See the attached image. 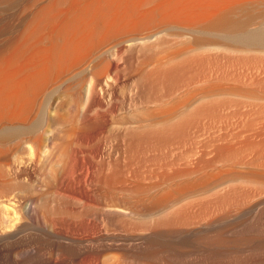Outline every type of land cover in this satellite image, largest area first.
Segmentation results:
<instances>
[{
    "label": "bare ground",
    "instance_id": "obj_1",
    "mask_svg": "<svg viewBox=\"0 0 264 264\" xmlns=\"http://www.w3.org/2000/svg\"><path fill=\"white\" fill-rule=\"evenodd\" d=\"M12 1L0 0V4ZM40 1L33 3L36 9L17 32L0 33L6 34L0 45V123L28 119L44 91L76 69H81L76 83L82 99L79 111L89 113L92 99L106 89L107 73L114 72L118 79L119 60L128 50L147 53L163 45H184L160 63L167 66L220 49L264 48V34L251 28L264 22V0ZM1 25L0 32L9 30L8 24ZM230 91L201 88L175 106L146 110L147 115L134 117L136 124L127 130L153 133L183 116L203 113L201 104ZM158 101L165 102L156 99L149 103ZM42 121L45 125L46 120ZM257 128L261 132L263 127ZM240 129L232 132L239 134ZM254 129L251 132L257 135ZM6 130L0 132V146L11 141L12 133ZM232 132L229 136L238 137ZM253 142L257 148L264 144V140L258 145ZM36 144L45 173L43 183L31 180L30 175L14 178L12 172L17 170L8 172L10 160L5 168L8 146L0 147V264H264V150L252 155L257 149H248L249 154L244 151L247 156L226 143L217 144L221 147L214 150L201 146L203 151L190 150L180 162L175 161L180 166L169 172L166 169L156 180L144 176L147 181L144 178L141 184L126 182L123 186L109 182L100 172L95 159L100 157L101 147L93 151L92 162H84L80 144ZM27 147L23 149L31 152ZM28 150L23 152L28 154ZM169 151H163L164 155ZM55 154L63 156L61 165L54 163ZM78 158L81 165L73 172ZM68 172H76V176L68 178ZM45 180L54 185L62 212L69 210L71 202L72 230L57 227L58 220L68 219L50 205ZM27 220L36 224L47 248L30 245Z\"/></svg>",
    "mask_w": 264,
    "mask_h": 264
},
{
    "label": "rangeland",
    "instance_id": "obj_2",
    "mask_svg": "<svg viewBox=\"0 0 264 264\" xmlns=\"http://www.w3.org/2000/svg\"><path fill=\"white\" fill-rule=\"evenodd\" d=\"M37 1L39 2V0ZM42 1H40V4L43 3ZM34 2L36 0H13L12 2L0 4V12L4 14H0V28H2L3 25L1 24L3 23L9 25V30L1 31L0 33L6 32L8 35L7 32H11L12 30L11 33L9 32V35H12L15 30L17 32L19 25L27 21L33 13L32 10L36 9L34 8L36 6L33 5ZM30 6H33V8ZM251 28L259 30L264 34V22L256 23ZM6 34L0 36V45ZM178 45H163L161 49H153L155 51L147 50L149 51L147 53H145L146 51H142V53L136 49L133 52L132 50L125 52L121 60H119L118 79L114 77V72L110 71L107 73L106 89L99 91L101 97L98 95L95 98L96 101L92 99L90 102L91 113L83 115L79 111L82 99L76 90V83L81 78V69L70 71L68 72L69 74L52 83L39 97L38 104L28 119L14 123H0L1 133H4L3 130L6 129L12 133L11 141L9 140L0 146L1 149L2 147L5 149V145L8 146L7 151L4 150L7 154L9 153L5 168L8 169L7 165L10 160L8 172L11 173V171L17 170V172H12L13 174L15 173L14 175L11 174L14 178L15 176L24 178L30 175L31 178L28 177L31 180H40L43 183L42 179H45L43 176L45 173L41 170L42 164L41 160H39L41 158L34 147L36 143H38L36 144L37 146L44 141L54 145L80 144L82 145L81 149L85 151L82 156L84 162H92L95 159L93 151L103 147L102 149L100 148V157L95 159L100 172L106 175L109 182L117 185H123L122 183H124L123 186H126V182L128 185H137L143 183L146 178L149 180L154 178L156 180L159 176L158 174L165 173L166 169L169 172V169L172 171V168L180 166L181 164L178 165L176 163H179L180 158L185 154L190 153V150H199V148L202 150L203 146L206 149H212L211 147H213L212 150H214L217 147L224 146L226 143V145L234 146L239 152L242 150L240 153H245L244 155H247L248 149L251 151H254L252 149H257H255L254 153L251 152L252 155L258 150H264L262 149V145L264 146L262 144V140H264V48L247 50H241L240 48L241 51H236L237 49H220L221 51H213L209 55L208 53H203L204 55L187 57L167 66L160 65L161 62L166 60L167 55L180 49L182 46L184 47V45L177 47ZM100 53L95 54L92 57V61ZM106 55H109V53H106ZM205 87L226 88L231 91L219 94L214 99L201 104L202 109H204L203 113H192L183 116L178 121L176 120L174 124L167 125L166 128L155 129L153 133L127 130L128 127L136 124L134 117H142L143 115L145 117V114L147 115L150 109L151 111L156 109L162 110L175 106L186 96L196 93ZM255 96L257 98H254ZM156 99H164L165 102L158 101L157 104L149 103ZM95 108L99 110L96 111ZM146 110L147 112H145ZM44 119L46 120L45 125L42 124V120ZM252 126L254 128L258 126L257 129L263 127L261 131L263 135H259L261 134L259 132L261 129H256L257 131H255ZM250 127L252 131L254 129L258 136L251 132ZM244 128L246 132L249 129L248 134L244 131ZM237 129L241 130L239 134L238 132H234L238 137L234 135L229 136L232 131H238ZM242 129H244L243 132ZM7 130L6 133H8ZM46 130H49V132H46ZM249 133H252V135ZM244 134H246V138H242ZM235 137L238 138V141ZM257 137L259 139H256ZM260 137H263V139ZM230 140L232 141L230 142ZM253 141L256 142V145L260 143L262 145L257 148ZM258 141L260 142L258 143ZM242 142L246 146L244 143L242 145ZM239 143L242 147H240ZM217 144L221 146H217ZM28 145L31 148H27H30L32 151L30 152L27 149L29 151L27 154L25 152L27 150L23 148H26ZM156 145L159 149L155 150L154 146L156 147ZM170 146H174L176 149L169 151L168 147ZM23 150L25 151L23 152ZM163 151L164 153L165 151L169 152H166L164 155ZM10 152L13 154H10ZM29 153H31V156ZM233 154L234 152L232 151L231 155ZM54 156V163L57 162L56 164L59 163L61 165L63 156L60 155L59 158L57 154ZM34 157L37 160L30 161V158L33 159ZM57 158L61 161L56 160ZM19 159L23 160L19 163ZM78 159L74 162V166L72 165L71 170L73 169V172L81 165V160L79 159L78 161ZM177 160L179 162L175 163ZM23 161L25 165L27 164L26 166L23 164ZM38 161L40 164H38ZM22 164L26 171H24L23 167H20ZM17 165L20 167V170ZM16 166L18 167L17 169H15ZM235 168L237 167L235 166ZM7 169L5 170L7 171ZM69 173L68 178L76 176V172L75 174L73 173L74 175L71 172L70 176ZM39 174L40 176L42 174L41 179L39 178ZM108 175L112 177H108ZM48 176L49 178H54V175L50 174ZM46 182L47 180L44 181V186L49 181ZM46 188L52 189L50 195L49 190ZM46 188L44 192L48 191L45 193L51 198L50 205L56 208V210L60 209L62 212V206L59 204L57 195L53 193L54 185L48 183ZM67 208L69 210L62 212L61 215L68 220L64 222L58 220L57 227L62 226L63 228L72 230L73 212L71 210L73 207L70 201ZM27 221L30 224H28L26 233L28 232L27 234L33 237L32 240V237L29 235L30 239L28 238V241L30 245L35 246L37 244L47 248V244L38 236L40 231L35 226L36 224H33L31 220ZM48 222L52 224L51 221L48 220ZM48 222L46 224L50 227L51 224ZM36 235L37 237H35ZM36 238L39 239L37 240ZM28 263L31 264L30 261L24 264Z\"/></svg>",
    "mask_w": 264,
    "mask_h": 264
}]
</instances>
